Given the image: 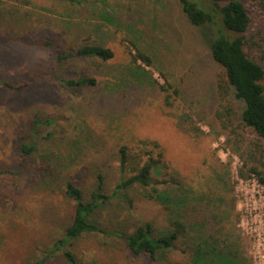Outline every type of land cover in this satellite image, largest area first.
I'll list each match as a JSON object with an SVG mask.
<instances>
[{"label":"rangeland","instance_id":"obj_1","mask_svg":"<svg viewBox=\"0 0 264 264\" xmlns=\"http://www.w3.org/2000/svg\"><path fill=\"white\" fill-rule=\"evenodd\" d=\"M212 35L211 27L190 22L180 0H0V80L13 84H0V264H70L51 251L73 219L75 202L65 182L80 185L89 199L100 175L112 199L94 219L107 230L129 233L151 222L160 236L172 228L171 218L184 215L188 235L153 260L134 255L117 236L88 233L71 244L80 259L256 264L253 241L241 227L245 201L237 186L241 172L248 175L253 166L264 174V140L242 123L244 102L234 90L235 132L216 119L218 85L226 77L212 57ZM88 43L111 46L115 58L56 64L57 52ZM127 45L152 55L154 66L132 65ZM80 74L94 76L97 85H60V76ZM153 79L169 81L180 94L168 100ZM25 133L37 140V157L21 152ZM154 141L166 162L158 177L174 180L157 186L168 205L150 197L152 187L117 188L124 176L121 147L129 150L132 174L157 155ZM47 166L53 174L36 182L35 171Z\"/></svg>","mask_w":264,"mask_h":264},{"label":"trees","instance_id":"obj_2","mask_svg":"<svg viewBox=\"0 0 264 264\" xmlns=\"http://www.w3.org/2000/svg\"><path fill=\"white\" fill-rule=\"evenodd\" d=\"M71 3H82L83 0H69ZM180 0L184 15L192 24L213 29L210 41V50L214 60L219 63L225 71V79L221 80L218 88L221 99V108L216 112V119L224 130L235 126L238 117L237 105L232 101L231 94L234 90L237 99L244 102L242 123L252 128L260 139L264 140V65L256 55L264 52V0ZM257 27H259L257 29ZM125 42V40H122ZM46 44H50L46 42ZM134 46V44H132ZM129 61L132 65L142 68L139 63L153 67L155 62L149 53L127 45ZM258 53V54H257ZM262 55V53H261ZM116 51L111 46L99 43L70 45L56 53V64L62 65L72 58H90L108 61L114 59ZM144 68V67H143ZM152 76V75H150ZM166 94L169 100L172 95H179L180 89L172 83H160L152 80ZM60 85L64 88H82L95 86L98 80L94 76L80 74L73 77L60 76ZM0 84L13 87L9 81H1ZM235 132V129L233 128ZM19 148L25 157H37L39 144L33 140L28 133L23 134L18 140ZM161 148L160 143L154 141L153 149ZM151 152H153L151 150ZM142 162V160H141ZM130 154L126 146L121 147L120 166L124 173L117 188L127 189L137 185L152 187L151 198L161 200L165 205L169 204V197L165 192H160L159 185L168 184L169 178L161 179L163 168L166 167L164 152L159 149L156 156L149 155L147 161L138 164L128 174ZM33 177L35 181L41 177H50L53 169L49 166L38 168ZM249 172L260 176L263 172L253 166ZM5 171L0 170V178ZM246 175L244 171L241 172ZM99 183L87 199L84 189L72 180L65 182V191L70 199L75 202L73 219L68 224L61 236H59L51 248L56 254L62 255L70 264H93L80 259L71 249V244L84 234L100 233L108 236H117L123 239L134 255H149L157 260L163 252L175 248L182 236L188 235L189 223L184 220V215L171 218L172 228L169 232L160 236H154L153 223L148 222L138 225L132 232L119 233L107 230L99 224L94 215L102 207L111 201L112 195L104 190L105 180L100 175ZM158 178V179H156ZM40 181V180H39ZM179 214V213H178Z\"/></svg>","mask_w":264,"mask_h":264},{"label":"built area","instance_id":"obj_3","mask_svg":"<svg viewBox=\"0 0 264 264\" xmlns=\"http://www.w3.org/2000/svg\"><path fill=\"white\" fill-rule=\"evenodd\" d=\"M237 192L245 201L242 231L253 241L251 253L256 264H264V174L239 176Z\"/></svg>","mask_w":264,"mask_h":264}]
</instances>
